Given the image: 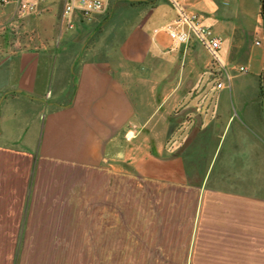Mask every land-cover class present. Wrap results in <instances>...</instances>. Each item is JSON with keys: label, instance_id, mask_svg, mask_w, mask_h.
<instances>
[{"label": "crops", "instance_id": "0c3cea01", "mask_svg": "<svg viewBox=\"0 0 264 264\" xmlns=\"http://www.w3.org/2000/svg\"><path fill=\"white\" fill-rule=\"evenodd\" d=\"M105 2L0 5V264H125L130 178L132 264H264L262 0Z\"/></svg>", "mask_w": 264, "mask_h": 264}, {"label": "built area", "instance_id": "2783aa9c", "mask_svg": "<svg viewBox=\"0 0 264 264\" xmlns=\"http://www.w3.org/2000/svg\"><path fill=\"white\" fill-rule=\"evenodd\" d=\"M16 3L17 9L23 14H34L39 11L40 4L45 0H12ZM176 4L177 8L186 0H170ZM11 2V0H0V5ZM105 0H64L62 17L64 22L71 26L72 17L78 12L83 19L90 20L94 14L103 11L105 8ZM187 29H182V26ZM168 35L176 40L177 43H186L190 40L191 32L198 38L201 45L207 48L218 62L215 52L219 49L221 40L216 37L210 25L203 22L200 15L195 12L189 14L181 13L180 17L165 25ZM239 71L246 72L245 67H239ZM218 88L223 87V82L216 84Z\"/></svg>", "mask_w": 264, "mask_h": 264}, {"label": "rangeland", "instance_id": "374dc122", "mask_svg": "<svg viewBox=\"0 0 264 264\" xmlns=\"http://www.w3.org/2000/svg\"><path fill=\"white\" fill-rule=\"evenodd\" d=\"M55 1V4L52 8H49L46 10V12L48 11H54L55 9L57 10L55 12V14L59 17L62 16V10H63V2L64 0H45V3L48 4V3H51V2H54ZM12 2V0H11ZM52 5V4H51ZM18 10V9H17ZM40 11V9H39ZM37 13V16L41 15L43 12H40ZM39 13V14H38ZM0 14L2 15V20L5 18L4 16L7 14V11L5 9L4 6H0ZM45 15V14H44ZM47 15H49L47 13ZM46 16V15H45ZM44 20V19H43ZM33 19L32 17H30V19H27V21L25 22L26 24V27H27V30H28V35H26V38H29L32 34V27H33ZM214 59V58H213ZM213 64H217V61L214 59L213 60ZM211 66V65H210ZM211 68V67H210ZM207 77V75H206ZM212 179H210L211 181ZM136 184L134 182V180H132L130 178V186H129V190H128V196H129V203H128V209H127V223H128V228H127V246H126V252H125V264H132V252H131V248L132 247V240H133V237H132V231H133V228H134V221H135V209H136V205H135V196H136ZM152 191V190H151ZM151 191H145V195L144 196H149L151 197L152 193ZM157 196V195H156ZM149 210H148V214H146V217L147 219H149V216H150V210H151V205L148 206ZM148 221V222H147ZM146 222H144V225H148L149 226V220H147ZM131 245V246H129ZM111 258V257H110ZM110 264H114L113 261L110 260Z\"/></svg>", "mask_w": 264, "mask_h": 264}, {"label": "water", "instance_id": "95a60500", "mask_svg": "<svg viewBox=\"0 0 264 264\" xmlns=\"http://www.w3.org/2000/svg\"><path fill=\"white\" fill-rule=\"evenodd\" d=\"M264 7V0H262V4H261V11L263 10ZM264 16V14H263ZM261 89H262V93H263V101H262V109L264 112V66H263V70H262V74H261Z\"/></svg>", "mask_w": 264, "mask_h": 264}, {"label": "trees", "instance_id": "16d2710c", "mask_svg": "<svg viewBox=\"0 0 264 264\" xmlns=\"http://www.w3.org/2000/svg\"><path fill=\"white\" fill-rule=\"evenodd\" d=\"M263 14H264V7H263V10L261 11V16H262V18H263V20H264V16H263ZM260 93H261V95H263V93H262V89H261Z\"/></svg>", "mask_w": 264, "mask_h": 264}]
</instances>
